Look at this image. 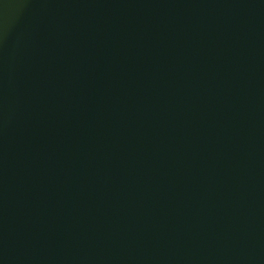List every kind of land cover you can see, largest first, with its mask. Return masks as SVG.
Returning <instances> with one entry per match:
<instances>
[{
	"label": "water",
	"instance_id": "1",
	"mask_svg": "<svg viewBox=\"0 0 264 264\" xmlns=\"http://www.w3.org/2000/svg\"><path fill=\"white\" fill-rule=\"evenodd\" d=\"M0 264H264V0H0Z\"/></svg>",
	"mask_w": 264,
	"mask_h": 264
}]
</instances>
